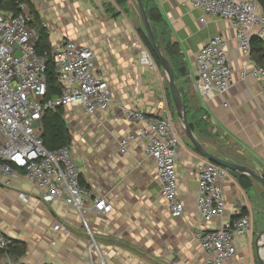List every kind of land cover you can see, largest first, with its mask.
Listing matches in <instances>:
<instances>
[{
    "label": "crops",
    "instance_id": "1",
    "mask_svg": "<svg viewBox=\"0 0 264 264\" xmlns=\"http://www.w3.org/2000/svg\"><path fill=\"white\" fill-rule=\"evenodd\" d=\"M27 1L41 22L48 25L52 45L70 40L91 49L95 72L111 89L112 105L104 112L89 116L81 108L64 109L72 137V157L88 190L87 204L104 198L111 207L108 213L91 212L87 216L89 232L105 263L204 264L208 254L196 241L195 233L218 230L247 215L250 230L234 237L236 254L228 264H260L259 258L264 260V193L259 183L246 176L252 182L244 189L228 171V178L220 183L224 216L202 220L196 209L198 179L194 166L205 158L181 135L176 166L184 212L172 218L168 203L160 196L155 162L144 154V142L132 140L126 153H119L120 140L137 133L140 127L122 116L121 107L136 109L148 117L172 119L174 109L165 75L138 37L139 20L128 10L129 0L122 10L113 6L112 0ZM145 1L161 13L159 42L164 32L163 37L179 49L186 75L177 86L189 120L193 114L195 119L201 118L207 133L196 130L202 136L209 138L214 133L228 144L222 147L206 137L200 140L195 136L197 140L206 151L263 178L264 95L262 85L250 74L252 59L238 48L235 30L223 19L203 16L185 0ZM108 7L114 12L108 13ZM258 12L263 14L259 5ZM217 35L227 43L232 81L222 94L203 95L197 88L196 56ZM145 56L150 57V63ZM2 178L0 235L24 243L27 252L18 260L1 256L0 264H87L91 239L78 213L60 201L44 204L39 190L22 174ZM7 180L9 185L5 184ZM20 194L26 196V201ZM57 223L61 230L54 231ZM93 257L98 262L95 253Z\"/></svg>",
    "mask_w": 264,
    "mask_h": 264
},
{
    "label": "built area",
    "instance_id": "2",
    "mask_svg": "<svg viewBox=\"0 0 264 264\" xmlns=\"http://www.w3.org/2000/svg\"><path fill=\"white\" fill-rule=\"evenodd\" d=\"M203 16L223 19L236 32L241 53L251 60V41L257 38L264 43V15L258 12L256 0H185ZM19 13L0 11V180L12 175H24L39 190L44 204L62 202L79 215L91 244L87 264H106L99 254L89 229V213H108L111 207L104 198L87 204L88 190L81 184L80 170L75 163L71 147L48 151L42 142L40 121L47 110L81 108L94 116L112 105V93L102 75L93 65V52L70 40H60L51 48V60L60 87L58 97L46 100L45 72L47 60L35 50L36 31L28 26L31 20L27 3L18 5ZM204 22V17H201ZM48 30V25L41 22ZM146 62H151L145 56ZM251 76L262 85L264 95V69L251 60ZM197 88L203 95L226 92L232 81V67L228 60L227 43L221 36L210 38L196 56ZM122 116L139 124L138 132L128 134L119 142V153L125 154L129 142H144V154L154 160L160 187V196L169 206L172 218L183 215L184 206L179 200L177 158L181 132L173 119L148 117L136 109L121 107ZM198 179L196 209L202 220L208 222L225 214V202L220 183L228 178V171L207 159L195 163ZM1 183V181H0ZM6 185L10 182L7 180ZM23 201L26 196L20 194ZM247 215L240 216L215 231L196 232L195 239L208 254L204 264H228L236 254L234 237L250 230ZM61 224L53 230H61ZM11 241L0 235V250Z\"/></svg>",
    "mask_w": 264,
    "mask_h": 264
},
{
    "label": "trees",
    "instance_id": "3",
    "mask_svg": "<svg viewBox=\"0 0 264 264\" xmlns=\"http://www.w3.org/2000/svg\"><path fill=\"white\" fill-rule=\"evenodd\" d=\"M25 1L28 6L29 14L31 20L28 22V26L36 31L37 38L35 41V50L37 55L44 56L47 60V67L45 72L46 84H47V95L46 100L58 97L60 95V87L57 82V78L54 72V68L51 60V48L52 44L49 40L48 30L41 26V19L38 12L34 6L27 0H0V11H11L14 14L19 13V3ZM128 0H112L113 6L118 10L125 9ZM260 6L262 13L264 15V0H256ZM143 4L151 24V28L154 34L155 41L157 42L159 48L162 50L168 61L170 62L174 70V79L177 81L186 75L185 67L182 63V59L179 53V49L175 44H172L166 37H163L164 32L161 35V43L157 32L159 31V25L163 21L161 13L156 6H148V3L143 0ZM110 6V5H109ZM108 13H113L114 9L108 7L106 10ZM113 16H115L113 14ZM138 37L140 38L144 47L148 50L151 58L154 60L156 65L160 68V64L156 57L154 56L152 50L150 49L145 33L142 28H136ZM251 59L256 62L259 66L264 69V43L257 38H253L251 41ZM168 90V87H167ZM180 91V90H179ZM183 103H185L182 97ZM186 108V107H185ZM188 111L186 110V116L188 119L189 126L194 133L196 129L200 132L207 133L205 126L202 124V120L195 119V115L191 116V120L188 118ZM40 133L41 139L44 147L48 151H55L65 146H70L72 143V137L68 125L64 119V109L58 108L55 110H47L43 113L40 121ZM238 181L239 185L247 189L251 185V179L237 174L235 172H230ZM264 180V175H263ZM81 184L84 183L81 181ZM11 243L5 250H0V257L7 255L18 260L25 256L27 252L26 245L22 242H17L10 240Z\"/></svg>",
    "mask_w": 264,
    "mask_h": 264
},
{
    "label": "water",
    "instance_id": "4",
    "mask_svg": "<svg viewBox=\"0 0 264 264\" xmlns=\"http://www.w3.org/2000/svg\"><path fill=\"white\" fill-rule=\"evenodd\" d=\"M134 1L144 29L147 43L150 49L152 50L154 56L158 60L160 64V68L162 69L163 74L165 75V80L167 83V87L169 89V94L176 112L178 124L180 126L181 135L190 142V144L192 145V147L194 148L197 154L207 159L208 161L214 163L215 165L222 167L230 172H236L241 175L252 178L254 181L260 184L264 193V180L261 176L255 174L253 171H251L250 169L244 166L237 165L235 163L228 161L223 157L214 155L206 151L203 148V146L200 144V142L197 140L188 123L185 104L183 103L181 93L174 79V70L170 62L162 52V50L159 48L157 42L155 41L151 24L143 4V0H134ZM259 260H260L259 261L260 264H264V260H262L261 258H259Z\"/></svg>",
    "mask_w": 264,
    "mask_h": 264
},
{
    "label": "rangeland",
    "instance_id": "5",
    "mask_svg": "<svg viewBox=\"0 0 264 264\" xmlns=\"http://www.w3.org/2000/svg\"><path fill=\"white\" fill-rule=\"evenodd\" d=\"M129 2H130V7H129V11H131V12H133L134 14H136V16L138 17V20H139V28H142L143 29V26H142V23H141V20H140V17H139V14H138V11H137V7H136V4H135V1L134 0H129ZM143 31H144V29H143ZM52 41H55V36H54V34L52 35ZM168 91H169V89H168ZM172 114H173V119H174V122H175V125L177 126V128L180 130V126H179V124H178V119H177V117H176V112L174 111V109H173V112H172ZM180 132H181V130H180ZM196 133H194L195 134V136L196 137H199V139L201 140V139H203L202 137H206V138H208V136H202V134L201 133H199L197 130L195 131ZM208 139H210L211 141H213L215 144H217V145H219V146H222V147H227V142H226V140L224 139V138H220V136L219 135H216V134H214V133H212L210 136H209V138ZM228 171V170H227ZM89 245L91 244V241H90V243H88ZM93 252L95 253V255L96 256H98L99 257V255H98V252H97V249H93ZM46 255H47V253H46ZM52 255H54V254H52ZM58 255V254H57ZM50 256H48V258H46V260L47 261H49V258ZM98 257H96V258H98ZM54 259V258H53ZM52 262L53 263H55L56 262V260H52ZM98 262H99V258H98Z\"/></svg>",
    "mask_w": 264,
    "mask_h": 264
}]
</instances>
